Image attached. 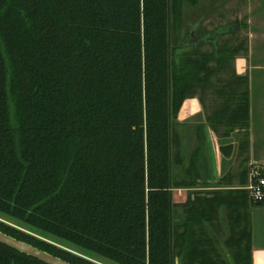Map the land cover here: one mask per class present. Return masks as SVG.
I'll return each mask as SVG.
<instances>
[{"label":"trees","instance_id":"obj_1","mask_svg":"<svg viewBox=\"0 0 264 264\" xmlns=\"http://www.w3.org/2000/svg\"><path fill=\"white\" fill-rule=\"evenodd\" d=\"M186 1L198 2L0 0V216L41 237L0 218L1 232L72 264H253L251 233L237 231L235 194L248 191L214 181L203 145L197 178L178 172L180 112L213 76L233 70L212 127L249 119L247 85L237 109L228 101L246 81L231 66L243 45L220 43L234 23L198 24L209 52L185 47ZM0 264L46 263L0 243Z\"/></svg>","mask_w":264,"mask_h":264},{"label":"rangeland","instance_id":"obj_2","mask_svg":"<svg viewBox=\"0 0 264 264\" xmlns=\"http://www.w3.org/2000/svg\"><path fill=\"white\" fill-rule=\"evenodd\" d=\"M196 5H192L189 2H185V25L181 29L180 35L190 33L192 31H198V29H203L202 31H214L218 26L225 25L230 22L241 23V29L238 30L236 34L229 35L221 39V44L228 43V46H239L243 45L245 50L239 51L235 59L232 60L231 66L235 69V60L236 58L248 59L250 58V51L253 53V58L248 59L249 66L252 61L255 63L256 68L261 65L264 57V0H197ZM201 23V27H198V24ZM238 28V27H237ZM185 47L191 46L181 40ZM182 44V43H181ZM202 52H209L212 48L208 45L201 44ZM251 60V61H250ZM258 62V63H256ZM232 70V69H231ZM230 71V70H229ZM229 71H223L219 75H215L211 79L212 87L203 91L202 88L198 89L194 95L189 96L185 101H195L202 102L203 106L199 112H193L192 116L185 115L180 112L178 118V127L179 133L181 134V153L183 155V165L181 169H178V172H184V169H192L190 156L196 152L199 146L202 147L205 151L207 162L211 165V171L214 172L215 167L217 178L222 179V187L228 186L230 189L242 190L245 185H243L244 172L247 168L248 159L250 156L247 155L246 146L250 141V124L249 119L247 122L241 121L237 124H234L232 127L229 125H224L218 127L216 131L210 122H208V117L215 110H219L222 106L221 104L227 99L218 95L217 88L222 84H227L228 78L232 76L229 74ZM233 71V70H232ZM230 71V72H232ZM256 71V69H255ZM246 81L242 84L236 83L232 85L233 92H238L237 96L232 99L229 98L228 101H234L231 105L232 109H237V104L239 102L237 99L239 97L240 91H242L246 85L249 92V110L251 101H264V77H260L258 81L255 80V88L253 91V96L251 98V93L249 89V78L244 76ZM221 79V80H220ZM231 80H233L231 78ZM231 91V90H230ZM206 101V103H205ZM214 101H221V103L213 104ZM209 106L208 108H205ZM208 109V110H207ZM204 125L205 136L198 137L197 126ZM179 167V166H178ZM190 176H186L189 180L197 178V175L194 172ZM185 176V175H184ZM201 177V175H200ZM226 187V188H228ZM197 188L196 190H199ZM210 189V188H209ZM213 189V188H212ZM218 189V188H217ZM201 190V189H200ZM244 193H236L235 196L239 197L237 202L239 204L238 213L236 216L240 218L238 223L237 231H249L251 233V243L252 246H259L264 244V225L262 224L261 217L256 212L257 207L250 204L248 198ZM188 198V190L186 189H177L174 192V199L177 203L178 217L182 213V204L186 202ZM254 213V214H253ZM254 216V217H253ZM224 217V216H223ZM0 218L11 225L22 228L24 231H29L32 234H35L37 237H41V234L34 232L33 230L22 226L16 221L8 219L6 217L0 216ZM255 219L254 229L252 228V219ZM260 221V222H259ZM223 231L220 232L221 243L224 244V240L228 238V222L223 218ZM24 227V228H23ZM55 243V242H54ZM243 242V244H245ZM98 264H112L109 261H103L101 259H94Z\"/></svg>","mask_w":264,"mask_h":264},{"label":"crops","instance_id":"obj_3","mask_svg":"<svg viewBox=\"0 0 264 264\" xmlns=\"http://www.w3.org/2000/svg\"><path fill=\"white\" fill-rule=\"evenodd\" d=\"M233 23L236 26L235 27L236 31L238 32V30L241 29V23H238V22H233ZM199 24L201 25V23ZM209 32H212V31H209ZM250 56H251L250 58H253L252 51H250ZM262 58H263V61L261 62V65H259L257 68L254 65L255 63H253L251 60H250L251 61L250 66H249L248 59L245 60L242 58H236L235 60L236 75L240 77L247 76L249 78V81H250L249 89L251 93L250 94L251 98L254 94L253 91L255 88V80L258 81L260 77L262 78L264 77V57ZM217 103L220 104L221 101H214L213 104H217ZM202 104H203L202 102L197 103L195 101H188V102L185 101L183 104L181 113L183 114V112H185V115L188 114L189 117L193 115V112L200 113L202 106H203ZM208 107L209 106H206L205 108H208ZM249 124H250V141L248 142L245 150L247 151V155L250 156V159H248L249 162L247 164L246 169H249L250 165L254 162L264 161V101H251L250 110H249ZM212 168H214V177H215L214 181L217 182L221 178H217L215 176L217 169H215V167H212ZM248 201L250 202V199H248ZM253 212L254 213L256 212L257 214H259V216L261 217L260 221L264 225V206L257 207L256 210H254ZM255 223H256L255 219L253 218L252 219L253 229L255 228L254 227ZM252 263L253 264H264V244H261L259 246H253Z\"/></svg>","mask_w":264,"mask_h":264},{"label":"water","instance_id":"obj_4","mask_svg":"<svg viewBox=\"0 0 264 264\" xmlns=\"http://www.w3.org/2000/svg\"><path fill=\"white\" fill-rule=\"evenodd\" d=\"M0 243L46 264H72L0 231Z\"/></svg>","mask_w":264,"mask_h":264},{"label":"built area","instance_id":"obj_5","mask_svg":"<svg viewBox=\"0 0 264 264\" xmlns=\"http://www.w3.org/2000/svg\"><path fill=\"white\" fill-rule=\"evenodd\" d=\"M243 189L248 191L252 202L264 204V161L250 165L248 182Z\"/></svg>","mask_w":264,"mask_h":264},{"label":"flooded vegetation","instance_id":"obj_6","mask_svg":"<svg viewBox=\"0 0 264 264\" xmlns=\"http://www.w3.org/2000/svg\"><path fill=\"white\" fill-rule=\"evenodd\" d=\"M234 27H236L234 25ZM206 34H200V29H198V31H192L190 33H187L185 35L186 37V40L188 43H190V47L191 48H194V47H197V46H200L202 43H205L208 41V37L206 36ZM189 45V44H188Z\"/></svg>","mask_w":264,"mask_h":264}]
</instances>
